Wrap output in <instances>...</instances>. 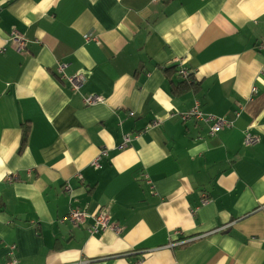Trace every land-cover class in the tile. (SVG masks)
Returning a JSON list of instances; mask_svg holds the SVG:
<instances>
[{
	"label": "crops",
	"instance_id": "obj_1",
	"mask_svg": "<svg viewBox=\"0 0 264 264\" xmlns=\"http://www.w3.org/2000/svg\"><path fill=\"white\" fill-rule=\"evenodd\" d=\"M138 262L264 264V0H0V264Z\"/></svg>",
	"mask_w": 264,
	"mask_h": 264
},
{
	"label": "built area",
	"instance_id": "obj_2",
	"mask_svg": "<svg viewBox=\"0 0 264 264\" xmlns=\"http://www.w3.org/2000/svg\"><path fill=\"white\" fill-rule=\"evenodd\" d=\"M14 38L19 41L21 43V45L25 46L26 45V41L23 37H21L19 34L14 33ZM87 40H90L89 37H86ZM96 40V39H95ZM66 65H61L59 67V72L60 73H64V68ZM178 75L187 80L190 72L183 68L180 67L178 69ZM67 80L70 82L72 88L75 91H80L81 87L83 86V84L86 82L87 80V76L83 73L74 75V76H70L67 77ZM102 98L99 96H91L89 98L86 99V103L87 104H96L98 102H102ZM131 116H134L133 113H131ZM181 118L183 121H187V120H191V119H195L197 122H201V123H205L207 125H209L210 127V133L211 135H216L218 134L220 131H222L224 128L226 127H232L231 123L215 117L213 115H209L206 114L204 111H202L200 103L196 102V104L194 105V107L186 112L183 113L181 115ZM154 125H158V122H155ZM137 136H132L131 134H127L124 135L123 137V141L122 143L119 145V149L120 150H124L127 147H129V145L132 143V141H134V138H136ZM258 142V139H256L255 137H253L251 134H246L245 135V144L246 145H254ZM106 152H103L102 155H105ZM94 165L96 167L100 168V159H97L94 163ZM17 177H9L8 181L13 183L14 181H16ZM144 180L150 185L153 186L151 177L149 174H144ZM64 191L66 193L71 194L72 193V188L70 185H66L64 188ZM207 202V200H205V203ZM88 217V214L81 210L80 208L77 207H72L68 213V215L66 216V218L63 220V222H67L70 224H73L75 226L82 224L86 218ZM108 229H111L113 231L119 232V228H117L116 226L111 224V216L107 211H101L100 213H98L97 215H95L93 217V224L89 227V232L92 235L95 234H100ZM12 249H15V246H12ZM137 264H142L141 262H138Z\"/></svg>",
	"mask_w": 264,
	"mask_h": 264
},
{
	"label": "trees",
	"instance_id": "obj_3",
	"mask_svg": "<svg viewBox=\"0 0 264 264\" xmlns=\"http://www.w3.org/2000/svg\"><path fill=\"white\" fill-rule=\"evenodd\" d=\"M170 71H172L173 73L178 72L177 67H172L170 69H168ZM198 83L194 80L192 74L190 73L189 77L187 80H183L180 83L174 84L175 87V93L179 94L183 91H188L190 89H196L197 88ZM25 140L27 138V132H25V136H24Z\"/></svg>",
	"mask_w": 264,
	"mask_h": 264
}]
</instances>
